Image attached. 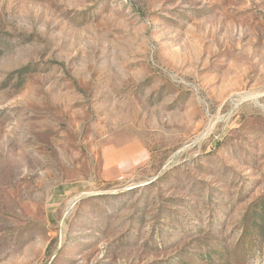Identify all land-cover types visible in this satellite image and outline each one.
<instances>
[{
	"label": "rangeland",
	"instance_id": "374dc122",
	"mask_svg": "<svg viewBox=\"0 0 264 264\" xmlns=\"http://www.w3.org/2000/svg\"><path fill=\"white\" fill-rule=\"evenodd\" d=\"M0 264H264V0H0Z\"/></svg>",
	"mask_w": 264,
	"mask_h": 264
}]
</instances>
